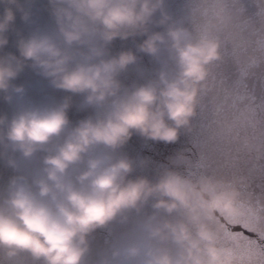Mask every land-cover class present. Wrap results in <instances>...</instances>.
<instances>
[{
	"label": "clouds",
	"instance_id": "9594fccd",
	"mask_svg": "<svg viewBox=\"0 0 264 264\" xmlns=\"http://www.w3.org/2000/svg\"><path fill=\"white\" fill-rule=\"evenodd\" d=\"M214 28L167 0H0V264H264V195L130 151L191 131Z\"/></svg>",
	"mask_w": 264,
	"mask_h": 264
},
{
	"label": "water",
	"instance_id": "95a60500",
	"mask_svg": "<svg viewBox=\"0 0 264 264\" xmlns=\"http://www.w3.org/2000/svg\"><path fill=\"white\" fill-rule=\"evenodd\" d=\"M167 8L193 27L214 24L221 59L209 67L191 131L143 149L134 137L130 151L193 180H235L264 195V0H167Z\"/></svg>",
	"mask_w": 264,
	"mask_h": 264
},
{
	"label": "snow or ice",
	"instance_id": "6c2138e0",
	"mask_svg": "<svg viewBox=\"0 0 264 264\" xmlns=\"http://www.w3.org/2000/svg\"><path fill=\"white\" fill-rule=\"evenodd\" d=\"M244 238H245V237H244V235H241L240 239H241V240H243ZM248 243H252V241H251V238H250V237L248 238Z\"/></svg>",
	"mask_w": 264,
	"mask_h": 264
}]
</instances>
